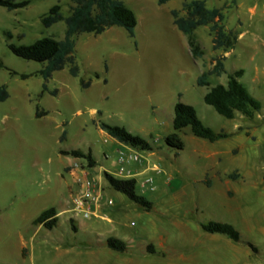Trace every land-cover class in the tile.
Listing matches in <instances>:
<instances>
[{"label":"rangeland","instance_id":"374dc122","mask_svg":"<svg viewBox=\"0 0 264 264\" xmlns=\"http://www.w3.org/2000/svg\"><path fill=\"white\" fill-rule=\"evenodd\" d=\"M121 1L136 16L134 36L119 26L99 34H75L78 74L71 75L66 64L47 80L35 73L42 62L16 56L9 44H30L44 36L63 38V20L44 27L40 17L53 4L68 15L71 1L30 0L13 10L0 6V86L8 92L0 100V264H92L96 250L118 253L106 245L107 233L125 239L129 252L153 243L159 234L166 235L170 262L147 254L154 264H227L230 257L225 249L202 250L197 262L178 258L190 244V236L203 232L200 225L209 220L232 224L250 250V264H264V234L259 230L263 204L257 188L232 180L224 184L215 175L216 171L220 176L233 170L237 175L264 170V0H206L209 8L224 6L227 29L237 35L246 33L237 36L233 48L214 50L208 26L197 27L193 36L203 50L199 58L191 56L186 36L170 14L190 0ZM217 56L223 58L225 72L209 76V86L197 85L198 75ZM238 69L243 70L238 80L261 102V109L252 117L235 112L233 118H226L204 103L203 95L210 86L226 84L228 74ZM88 80L90 84L83 87L81 81ZM178 101L191 105L204 125L228 136L209 141L185 127L178 132L183 148L167 146L164 136L173 131V107ZM37 111L44 113L37 116ZM100 122L123 126L148 140L152 149L106 139ZM71 148L91 151L95 165L90 171L96 176L100 172L103 188L104 171H113L119 156L136 151L141 160L126 164L133 170L136 192L152 202L151 208L146 210L106 187L116 201L108 213L111 221L89 217L83 219L87 225L77 229V219L66 212L51 229L33 224L42 210L58 208L60 203L67 207L76 186L67 172L69 166L64 169L68 157L60 150ZM79 162L88 164L83 158ZM148 164L157 170L143 173ZM151 173L154 182L142 187ZM227 186L237 189L232 199L223 194ZM178 224L189 228L186 237Z\"/></svg>","mask_w":264,"mask_h":264},{"label":"trees","instance_id":"16d2710c","mask_svg":"<svg viewBox=\"0 0 264 264\" xmlns=\"http://www.w3.org/2000/svg\"><path fill=\"white\" fill-rule=\"evenodd\" d=\"M69 13L63 16L59 4H53L47 12L40 17V22L44 27L63 20L65 24L64 36L61 39H55L51 36H44L36 39L30 44H9V48L16 56L26 59L42 62L43 66L35 73L47 80L52 72L62 69L69 64V73L73 76L78 74V66L75 62L74 48L75 41L73 36L77 33L90 32L94 34L102 33L111 26L124 28L130 37L134 36L136 26V16L134 12L127 7L121 0H70ZM167 0H157L159 4ZM30 0H0V6L7 10H13L27 6ZM223 7L209 8L206 6V0L184 1L180 9L170 10L172 23L181 31L187 39L188 49L193 58H199L203 54L202 48L193 36L194 30L199 26H208L211 36V47L214 50H227L234 47L237 41V33L227 29L224 25L225 14ZM10 37V33H7ZM0 66H3L0 60ZM225 72L223 58L214 57L211 66L203 70L196 79L199 86H209V76H219ZM11 74L16 72L11 71ZM243 73L242 69L234 70L227 76L226 84L217 83L208 87L203 95L204 103L213 107L220 115L226 118H233L235 112H239L246 117H252L255 112L261 109V102L253 97L244 85L238 80ZM30 74H20L22 78ZM90 81H81L83 87H87ZM43 90H46V84L43 83ZM53 90L51 93H55ZM8 96L5 85L0 86V100ZM44 112L37 111L40 116ZM173 131L164 136V142L167 146L182 149L184 143L179 136V131L189 127L192 134L196 137L215 141L228 136V133L220 130L214 131L204 125L198 118L195 109L186 103L178 101L173 107L172 117ZM101 130L120 143L131 145L137 149L151 150L152 145L145 138L133 134L120 125H113L104 122L99 123ZM64 138L62 134L61 139ZM61 154L71 155L77 158L87 160L89 166H94L90 150L84 152L78 148L60 150ZM108 185L116 191L123 193L128 199L139 206L148 210L152 202L142 194L136 192L135 178H117L108 173L104 174ZM234 178V172L228 175ZM206 185H210L209 179L203 180ZM33 224H40L45 228L51 229L57 224V211L54 207L42 210L32 221ZM75 231L74 225L71 226ZM204 231L209 233H221L234 241H240V234L234 226L227 222L209 220L201 223ZM106 245L115 251H124L127 243L114 236H108L105 239ZM253 250L255 248L248 244ZM149 252H154L152 245L147 246Z\"/></svg>","mask_w":264,"mask_h":264},{"label":"crops","instance_id":"0c3cea01","mask_svg":"<svg viewBox=\"0 0 264 264\" xmlns=\"http://www.w3.org/2000/svg\"><path fill=\"white\" fill-rule=\"evenodd\" d=\"M246 30L244 31H239L237 36H243L245 35ZM238 39V37H237ZM239 127L238 129H240ZM245 135H248L247 132L242 130ZM102 134L107 137H109L105 131L101 130ZM113 139V138H111ZM123 145L122 143H119ZM82 150V149H81ZM83 151V150H82ZM68 157V162L64 166V169L66 170L67 166H70L73 164L77 159V157L71 156V155H65ZM219 171L215 172L216 177L224 181V184H227L230 180L232 181H238L242 184H247V185H252V188H257L258 195L260 196L261 202H262V212H260V217H261V222L259 221V230L264 234V170H258L257 172L255 171H250V170H245L242 173L239 172V175L233 170L230 173L234 172L235 177L234 178H229L227 174H221L220 176L218 175ZM70 175V174H69ZM94 178L99 180L101 183V177H100V172L99 174L93 175ZM71 177V176H70ZM72 183L75 185L72 177H71ZM106 182V181H105ZM101 185H103L101 183ZM211 185V183H210ZM209 185V186H210ZM76 186V185H75ZM208 186V187H209ZM106 187L111 188L108 183L106 182V185L104 186V192L105 195L106 193ZM69 189H71V186H68ZM223 194L227 196V199H232L235 196V193H237V189L234 187H223ZM113 189V188H112ZM116 191V190H115ZM108 198H111L113 200V204L106 209H103V215L107 221H111V218L109 217L108 213L110 212L111 208L115 207L116 201L114 197L111 195H106ZM56 209L57 211V221L58 218L61 214L66 213L65 206L61 205L60 207L58 206H52ZM117 208V207H116ZM161 215H166L165 213H162ZM68 218V216H67ZM91 218H96V217H91ZM248 220V219H247ZM76 228L78 229L80 226L84 227L86 226V222H84L83 219H77L76 222ZM180 227L184 237H186V233L189 232V228L187 226H183L178 224ZM201 226V225H200ZM235 228V227H234ZM202 229V227H201ZM236 229V228H235ZM237 230V229H236ZM203 232L197 233L193 236H190V244L186 246V251L183 254H178V258L180 260L184 261H194L197 262V257L198 253L202 252V250H205L207 252H210L212 250L219 251V249H225V251H229V257L230 259L227 261V264H250V257L251 253L250 250L247 246H244L240 241H234L227 237L224 234L221 233H209L206 232L202 229ZM238 231V230H237ZM114 234H116L114 231H112ZM106 234V233H105ZM107 233L104 238L106 239L109 235ZM125 241V239H122ZM126 242V241H125ZM166 242H167V236L163 234H159L157 236V240L154 241L153 243L146 244L143 248L137 249V250H131L130 252L127 250L124 251H118V253L108 251V250H96V258L97 260H92V264H122V261L128 262V264H154V258L153 257H148L147 254H151L152 256L156 255L158 257V260H163V259H169L168 261L170 262L169 258V249L166 247ZM152 245L154 252H149L147 250V246ZM132 246V245H131ZM111 249V248H110ZM113 250V249H112ZM183 249H181L182 251ZM94 250L89 249V253H93ZM115 251V250H114ZM91 264V263H90Z\"/></svg>","mask_w":264,"mask_h":264},{"label":"built area","instance_id":"2783aa9c","mask_svg":"<svg viewBox=\"0 0 264 264\" xmlns=\"http://www.w3.org/2000/svg\"><path fill=\"white\" fill-rule=\"evenodd\" d=\"M130 160L138 162L141 160V158L136 151H134L129 157L119 156V158H117L114 162V170H106L104 172H107L114 177L124 176L127 178H134L133 170H129L126 164L127 161ZM91 169L92 166H89L88 164H85L83 166L81 165V162H79V159H77L73 164L69 166L67 170L76 185L75 190L70 191L69 199L66 200L67 207L64 210L70 213V217L72 219H85L89 217L105 219L103 215V209H106L113 204V200L111 198H108L103 193L104 188L99 180L94 178L92 172L90 171ZM148 170H151L153 172L156 171L157 168L154 165L148 164V166H144L143 173H146ZM153 182L154 175L153 173H151L145 178L144 181H142L141 186L143 187L145 184H151Z\"/></svg>","mask_w":264,"mask_h":264}]
</instances>
